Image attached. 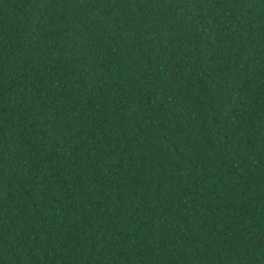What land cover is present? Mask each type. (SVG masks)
Returning <instances> with one entry per match:
<instances>
[{
    "label": "trees",
    "instance_id": "trees-1",
    "mask_svg": "<svg viewBox=\"0 0 264 264\" xmlns=\"http://www.w3.org/2000/svg\"><path fill=\"white\" fill-rule=\"evenodd\" d=\"M0 264H264V0H0Z\"/></svg>",
    "mask_w": 264,
    "mask_h": 264
}]
</instances>
